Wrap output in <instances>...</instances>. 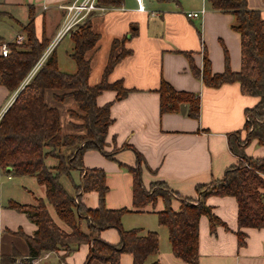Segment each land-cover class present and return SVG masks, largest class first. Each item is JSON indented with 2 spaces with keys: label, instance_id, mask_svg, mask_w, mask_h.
<instances>
[{
  "label": "crops",
  "instance_id": "obj_1",
  "mask_svg": "<svg viewBox=\"0 0 264 264\" xmlns=\"http://www.w3.org/2000/svg\"><path fill=\"white\" fill-rule=\"evenodd\" d=\"M72 1L0 0V34L6 36L0 35V44L12 43L15 36L22 35L21 26L28 22L29 12H33L36 37L47 39V48H52L64 22L65 10L61 6ZM246 2L249 9L261 12L264 22V0ZM140 6L143 10H139L136 0H123L121 7L99 6L88 17L92 30L99 35L96 45L86 53L90 85L101 81L114 39L126 36L123 47L130 51L107 76L109 84L120 82L129 90L127 94L117 98L116 90H104L96 97L98 107L110 104L111 123L107 128L104 151L112 153V158L96 150L86 151L82 157L85 168L105 172L108 188L105 207L113 210L133 208V180L127 168L135 167L137 154L144 162L141 181L146 190L153 183L163 182L180 197L198 199L196 185L220 180L226 169L237 162L229 150L228 135L242 129L245 109L257 102V98L243 95L237 83L210 88L189 70L185 53L192 54L193 63L199 69L206 56L213 74L223 72L226 65L233 72L239 71L240 36L231 28L234 20L231 13L212 9L207 0H141ZM201 9L204 12L200 18L186 17L187 13ZM67 38L70 51L73 48L70 34ZM56 48L50 52L59 69L62 58L71 59V56L70 53L59 56ZM161 80L176 91L198 98L197 119L186 115L187 104H184V113L180 109L174 113L160 112L158 89ZM14 96L15 93L10 94L0 85V112ZM244 152L250 158H264V146L258 145L256 140L248 142ZM55 165L46 164L50 168ZM72 178L77 180L76 184L80 182L78 172L72 171ZM39 198L45 199V189L34 177L15 176L10 169L0 168V258L16 251L17 262L25 259L27 245L17 231L32 236L36 229L26 214L7 208V204L33 205ZM81 202L87 208H96L97 194L85 193ZM205 203L223 225L216 226L211 233L208 217H199L198 264H264V228H243L244 245L237 244L235 198L211 194L205 198ZM171 208L178 210V200L172 199ZM162 209V201L158 199L154 207L149 205L142 212L127 213L121 219L122 229L137 228L142 233H157L158 253L147 257L144 264H187L171 253L167 229L157 220L156 212ZM47 210L60 228L68 230L49 204ZM130 215L141 216L134 228L128 226L125 217ZM100 238L110 244L120 241L119 232L114 228L101 231ZM88 253L89 246L82 245L70 254L44 253L24 264H84ZM89 264L107 263L92 260ZM120 264H132V257L123 254Z\"/></svg>",
  "mask_w": 264,
  "mask_h": 264
},
{
  "label": "trees",
  "instance_id": "obj_2",
  "mask_svg": "<svg viewBox=\"0 0 264 264\" xmlns=\"http://www.w3.org/2000/svg\"><path fill=\"white\" fill-rule=\"evenodd\" d=\"M207 2L212 9L231 13L234 17L231 28L240 36V69L233 72L226 65L223 72L213 74L206 56L201 69L193 63L192 54L185 53V56L191 74L205 86L218 88L223 84L237 83L243 95L257 98L254 106L244 111L246 120L242 129L228 135V147L237 162L226 169L220 180L196 185L198 199H191L173 193L163 182L153 183L146 190L141 181V165L144 162L141 155L137 154L135 167L127 168L133 180L132 209H107L104 202L108 190L105 172L102 169L85 168L82 164L83 154L89 150L112 158V153L104 151L107 128L111 123L110 104L98 107L96 97L104 90H116L117 98H122L129 91L120 82H107V76L115 64L130 54L123 47L127 37L112 41L101 81L90 85L86 53L96 45L99 35L92 30L88 16L70 33L73 42L70 56L75 63V72L60 71L54 54L50 52L28 82L24 83L48 46L47 39L36 37L33 12H29L28 22L21 26L25 42L9 43V53L0 55V85L10 94L18 90L15 99L0 118V168H9L15 176H32L45 189V199H35L33 205L16 202L7 204V208L26 214L36 227L32 236L17 231L24 238L28 249L27 257L22 262L27 263L28 259L35 260L44 253L60 250L70 254L78 247L88 245L89 253L84 264L92 260L120 264L123 254L132 257V264H144L147 257L158 253L157 233H142L137 228L123 230L121 219L127 213L142 212L149 205L154 207L158 199L163 204V209L156 212L158 224L167 229L173 256L187 264H198L199 217H208L211 233H214L216 226L223 225L206 205L205 198L208 195L235 198L238 246L244 245L243 228H264V158H250L244 152L251 140L264 146V22L261 12L249 9L246 0ZM97 4L108 8L121 7L123 0H97ZM47 89L66 91L54 96L58 102L66 97L73 98L81 113L80 128L83 133L61 134L59 112L45 102L44 92ZM158 93L161 113L178 112L181 104H187L186 115L198 118L197 97L174 90L164 80L160 81ZM242 132H246L244 138L241 137ZM47 157L57 161L54 167L46 166L44 161ZM72 171L78 172L80 176L78 184L72 182ZM61 177L72 182V195L64 188ZM89 192L97 194L96 208H87L81 202V196ZM172 199L178 200V210L171 208ZM47 204L68 230L60 228L53 221ZM108 228L119 232L120 241L117 244L107 243L100 238V232ZM17 256L16 251L11 255H2L0 264L20 263H16Z\"/></svg>",
  "mask_w": 264,
  "mask_h": 264
},
{
  "label": "rangeland",
  "instance_id": "obj_3",
  "mask_svg": "<svg viewBox=\"0 0 264 264\" xmlns=\"http://www.w3.org/2000/svg\"><path fill=\"white\" fill-rule=\"evenodd\" d=\"M22 36H24V31L21 32ZM2 35L4 38H6V36L4 35V33L0 34ZM68 34H66L64 37L55 40L54 39V44L52 46V48L48 47L46 48V50L44 51L43 55L41 56L40 60L38 61V63L36 64V66L31 70V72L28 74V76L26 77V79L24 80V83L28 82V80L33 76V74L35 73V71L38 69L40 63H42L46 57H48V55H50V51L56 48V53L60 56V54H68L71 53L72 50L69 51L68 49V38H67ZM16 38V36H15ZM6 40V39H5ZM25 42V39L23 38L21 40L20 43ZM14 44H20L17 42H12ZM2 44H6L8 47V53H9V43H4L1 42L0 46ZM66 51V52H65ZM7 53V54H8ZM1 56H5V55H1ZM74 61L70 58H62V60L59 62V69L62 72H73L75 70V65H74ZM72 68V69H71ZM31 75V76H30ZM23 83V84H24ZM2 86V85H1ZM66 91H60L58 89H47L44 92V98H45V102L47 104V106L49 107H53L56 108L59 112V122H60V130H61V134L62 135H78L83 133V130L80 128V125L82 124V121L80 119V115L81 113L78 110V107L75 103V101L73 100V98L71 97H66L64 98L61 102H58L54 99V96L56 95H61L62 93H65ZM18 93V90L15 92V96L13 98V100L15 99L16 95ZM13 100L11 99V103L13 102ZM10 101L7 104V106L0 112V118L1 116L4 114V112L8 109V107L11 105ZM251 130V129H250ZM243 135V136H242ZM246 132H243V134H241V137H245ZM49 150V149H48ZM67 153V152H64ZM48 159L46 160L47 165H51V163L55 164L57 163V161L51 157H47ZM76 181L74 178H72V182L74 184H76ZM72 182L69 181L67 178L61 177V183H63V186L66 190H68L69 192H72V194L74 193L73 191V186H72ZM149 189V188H148ZM71 194V195H72ZM127 217V221H128V226H135V224H137V222L139 221V219L141 218V216H134V215H130V216H125ZM130 227V228H132ZM134 228V227H133ZM161 244V243H160ZM55 255L59 254H64L63 250L60 251H56V252H51ZM23 260L20 261V263H16L17 264H24V262H22Z\"/></svg>",
  "mask_w": 264,
  "mask_h": 264
},
{
  "label": "built area",
  "instance_id": "obj_4",
  "mask_svg": "<svg viewBox=\"0 0 264 264\" xmlns=\"http://www.w3.org/2000/svg\"><path fill=\"white\" fill-rule=\"evenodd\" d=\"M136 2L139 10H143V7L140 6L141 0H136ZM61 8L65 10L64 22L60 31L56 35L55 40L62 38L66 34H70L79 23L89 16V14L98 10L99 5L97 4V0H73L71 3L61 6ZM203 12V9L195 12H189L186 14V17L198 19L201 17ZM23 38L24 36L17 35L14 42L20 43ZM0 52L1 55H7L8 47L6 44H2L0 46Z\"/></svg>",
  "mask_w": 264,
  "mask_h": 264
},
{
  "label": "water",
  "instance_id": "obj_5",
  "mask_svg": "<svg viewBox=\"0 0 264 264\" xmlns=\"http://www.w3.org/2000/svg\"><path fill=\"white\" fill-rule=\"evenodd\" d=\"M180 112H181V113H184V104H181V105H180ZM7 169H9V168H7ZM92 251H93V249H91V252H92ZM28 261L31 262L32 259H28Z\"/></svg>",
  "mask_w": 264,
  "mask_h": 264
}]
</instances>
